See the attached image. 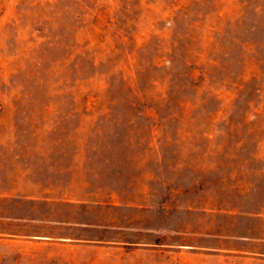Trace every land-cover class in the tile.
<instances>
[{"label": "rangeland", "instance_id": "374dc122", "mask_svg": "<svg viewBox=\"0 0 264 264\" xmlns=\"http://www.w3.org/2000/svg\"><path fill=\"white\" fill-rule=\"evenodd\" d=\"M0 264H264V0H0Z\"/></svg>", "mask_w": 264, "mask_h": 264}, {"label": "crops", "instance_id": "0c3cea01", "mask_svg": "<svg viewBox=\"0 0 264 264\" xmlns=\"http://www.w3.org/2000/svg\"><path fill=\"white\" fill-rule=\"evenodd\" d=\"M30 237H36V238H44V239H63V240H80L81 238H76V237H66V236H51V235H48V234H32V235H29ZM82 240V239H81Z\"/></svg>", "mask_w": 264, "mask_h": 264}]
</instances>
